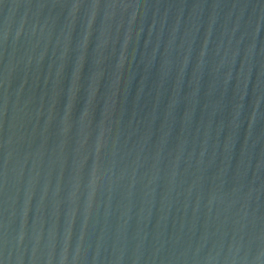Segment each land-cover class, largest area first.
Segmentation results:
<instances>
[{
	"label": "water",
	"instance_id": "obj_1",
	"mask_svg": "<svg viewBox=\"0 0 264 264\" xmlns=\"http://www.w3.org/2000/svg\"><path fill=\"white\" fill-rule=\"evenodd\" d=\"M0 264H264V0H0Z\"/></svg>",
	"mask_w": 264,
	"mask_h": 264
}]
</instances>
